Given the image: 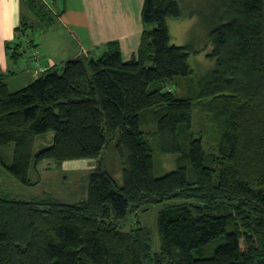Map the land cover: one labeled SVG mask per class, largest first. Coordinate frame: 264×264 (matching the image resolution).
Masks as SVG:
<instances>
[{
	"label": "trees",
	"instance_id": "16d2710c",
	"mask_svg": "<svg viewBox=\"0 0 264 264\" xmlns=\"http://www.w3.org/2000/svg\"><path fill=\"white\" fill-rule=\"evenodd\" d=\"M23 4L32 17L21 16L6 43L13 62L57 17L43 0ZM217 7L213 66L200 78L192 49L171 44L168 20L183 16L177 0H144L129 60L111 40L100 55L68 59L14 91L0 72V166L13 177L31 186L39 179L29 171L42 160L101 159L116 133L123 165L119 185L99 162L78 202L0 195V264H264V0ZM47 132L51 143L34 152ZM154 144L175 154L174 170L155 175ZM165 200L174 201L158 213L160 249L152 251L150 230L127 222Z\"/></svg>",
	"mask_w": 264,
	"mask_h": 264
},
{
	"label": "rangeland",
	"instance_id": "374dc122",
	"mask_svg": "<svg viewBox=\"0 0 264 264\" xmlns=\"http://www.w3.org/2000/svg\"><path fill=\"white\" fill-rule=\"evenodd\" d=\"M51 1V0H49ZM48 0L46 2L49 4ZM183 11V16L178 19H169L168 27L171 38V44L187 45L192 49L189 57V63L196 78L202 77L209 71L213 63L207 59V54L211 52V44L209 42V30L218 23V7L217 0H177ZM52 4V3H51ZM50 5V4H49ZM55 4L51 8L55 9ZM29 8L24 6V13L27 14ZM27 18L29 15H26ZM55 20L57 18L55 17ZM68 27L64 29L68 39H72V27L70 23L65 22ZM51 26V25H50ZM45 29V28H43ZM40 30V29H39ZM39 30L36 31V38L43 39L47 35L39 37ZM70 30V32H69ZM34 34V35H35ZM27 58H22L20 63L27 62ZM30 64V61H29ZM60 68V66H59ZM26 78L23 76H10L7 78L10 90H17V87ZM22 80V81H21ZM177 88L178 94H183L186 87L183 81ZM195 128L198 129V122L201 114L198 109L194 110ZM118 133L108 142L102 158H83L71 159L61 163H56L53 159L42 160L37 167H32L29 176L32 179H39L35 185H25L15 177H13L5 168L0 166V195H8L18 199H34L51 194L62 202L73 203L87 198L89 174L94 171L99 162L102 166L109 170L119 185L123 184V165L116 151L115 143ZM53 138L52 132H47L35 141L33 151L36 152L42 146L51 143ZM205 141L212 147L214 145L213 135H205ZM157 153L155 154V170L156 176H161L176 168L175 154L165 153L160 150L158 145L154 144ZM9 162L12 161V153L14 143H10L3 147ZM174 200H165L163 202L143 205L138 213L127 222L126 229L139 221L150 230L152 251L160 249V238L157 228V218L159 211Z\"/></svg>",
	"mask_w": 264,
	"mask_h": 264
},
{
	"label": "crops",
	"instance_id": "0c3cea01",
	"mask_svg": "<svg viewBox=\"0 0 264 264\" xmlns=\"http://www.w3.org/2000/svg\"><path fill=\"white\" fill-rule=\"evenodd\" d=\"M43 1L50 8L52 4L56 5L51 10L57 15V20L39 30L40 38L47 35L44 40L36 41L34 32L36 46L24 56L27 62L21 64L22 58L18 62L8 58L6 43L15 38L21 16L29 15L31 18L32 15L30 11L24 13L23 0H0V72H8V77L26 73V78L17 87L32 82L53 66L61 69L68 59L82 55L96 57L104 50V44L111 40L119 41L124 60L137 53L143 28L144 0H48L50 5ZM65 22L72 27V39L65 35L64 29H68ZM35 51L39 52L38 59H35Z\"/></svg>",
	"mask_w": 264,
	"mask_h": 264
},
{
	"label": "built area",
	"instance_id": "2783aa9c",
	"mask_svg": "<svg viewBox=\"0 0 264 264\" xmlns=\"http://www.w3.org/2000/svg\"><path fill=\"white\" fill-rule=\"evenodd\" d=\"M34 56H35V59H38L39 52H38V51H35V52H34Z\"/></svg>",
	"mask_w": 264,
	"mask_h": 264
}]
</instances>
